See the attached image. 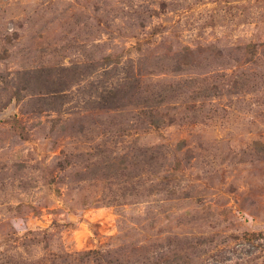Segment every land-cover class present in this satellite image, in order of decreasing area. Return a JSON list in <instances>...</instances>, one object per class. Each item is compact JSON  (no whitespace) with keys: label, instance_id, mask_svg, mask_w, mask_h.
I'll return each instance as SVG.
<instances>
[{"label":"rangeland","instance_id":"rangeland-1","mask_svg":"<svg viewBox=\"0 0 264 264\" xmlns=\"http://www.w3.org/2000/svg\"><path fill=\"white\" fill-rule=\"evenodd\" d=\"M0 264H264V0H0Z\"/></svg>","mask_w":264,"mask_h":264}]
</instances>
